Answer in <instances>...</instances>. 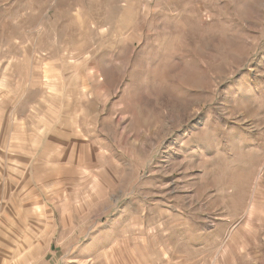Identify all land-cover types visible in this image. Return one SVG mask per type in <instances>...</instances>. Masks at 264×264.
Segmentation results:
<instances>
[{
  "label": "rangeland",
  "instance_id": "obj_1",
  "mask_svg": "<svg viewBox=\"0 0 264 264\" xmlns=\"http://www.w3.org/2000/svg\"><path fill=\"white\" fill-rule=\"evenodd\" d=\"M2 264H264V0H0Z\"/></svg>",
  "mask_w": 264,
  "mask_h": 264
},
{
  "label": "crops",
  "instance_id": "obj_2",
  "mask_svg": "<svg viewBox=\"0 0 264 264\" xmlns=\"http://www.w3.org/2000/svg\"><path fill=\"white\" fill-rule=\"evenodd\" d=\"M1 254H2V249H1V245H0V264H2V262H1Z\"/></svg>",
  "mask_w": 264,
  "mask_h": 264
}]
</instances>
